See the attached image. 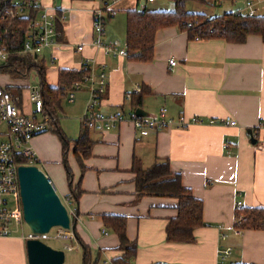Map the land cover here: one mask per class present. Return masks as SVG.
Returning a JSON list of instances; mask_svg holds the SVG:
<instances>
[{
	"label": "crops",
	"instance_id": "0c3cea01",
	"mask_svg": "<svg viewBox=\"0 0 264 264\" xmlns=\"http://www.w3.org/2000/svg\"><path fill=\"white\" fill-rule=\"evenodd\" d=\"M37 1L43 8L59 12L62 26L57 44L44 48L38 56L45 66L47 84L56 86L61 69L94 66L98 72L103 68L106 83L96 107L99 113L108 117L129 116L140 108L145 117L158 118L163 108L166 117L173 120L196 117L201 122L141 132L127 120L109 130H89L90 156L83 158L81 170L73 153V140L79 137L83 127L88 89L78 91L72 102L64 99L75 105L70 109L79 120L77 137H68L65 122L60 123L61 104L55 124L70 141L66 160L72 172L71 182L82 191L74 204L78 217L72 232L91 248L92 258H98V264H111L120 254L115 250L117 236L105 230L101 221L102 215L112 214L127 219L126 236L136 244L132 264H264V231L234 228L238 202L245 208L264 207V43L261 38L250 35L241 44L218 39L190 40L177 26H167L155 34L152 59L141 62L106 54L94 44L97 35L92 28V13L102 9L100 0ZM244 1H188L185 8L212 18L223 11H241ZM143 4L140 0H117L113 5L116 14L107 28L118 11L140 9ZM150 4L147 7L155 9ZM199 5L219 9L208 13L201 11L204 6ZM171 8L165 3L160 10L171 11ZM257 9L258 14L264 10L261 0ZM107 28L101 34L102 43L126 50L125 37L118 43L107 35ZM78 46L82 47L80 52ZM170 60L176 64L170 65ZM35 75L30 74L27 79L9 76L14 86L0 83L14 91L21 87L22 111L24 100L28 102L30 86L25 80L30 78L34 82ZM142 88L145 94L140 106L135 108L125 95H137L139 92L134 91ZM223 118L234 120L236 125L221 124ZM31 147L34 159L40 163L42 160L44 174L66 200L70 189L58 136L50 131L39 134L31 141ZM158 160L167 161L170 172L179 174L182 185L202 201L204 224L194 230L192 243L168 242L165 238L167 223L177 216V199L137 196L134 162L147 169ZM27 231L23 230V234ZM73 240L72 251L78 247ZM25 243L24 236L17 233L0 237V264H28ZM226 249L229 254L220 255ZM81 258L78 257L77 264H81Z\"/></svg>",
	"mask_w": 264,
	"mask_h": 264
},
{
	"label": "trees",
	"instance_id": "16d2710c",
	"mask_svg": "<svg viewBox=\"0 0 264 264\" xmlns=\"http://www.w3.org/2000/svg\"><path fill=\"white\" fill-rule=\"evenodd\" d=\"M35 1L37 0H21L17 5L14 0H0V47L6 48L9 53L8 59L0 64V74L9 75L14 79H27L31 73H35L43 95V114L57 117L61 104L73 83L82 81L86 71L84 68L80 70L61 69L58 71L57 84L53 87L45 80L43 61L32 53H22L25 43L30 41L34 44L37 37L42 6L38 1L35 4ZM100 1L103 28L105 29L113 16L107 9L110 1ZM169 1L173 3L171 11L148 8L146 1L140 9L125 11L126 57L141 62L150 61L153 56L155 34L159 29L167 26H177L178 30L187 33L190 40L218 39L228 43L241 44L248 36L253 35L260 37L264 43V15L248 16L228 12L218 17L208 18L199 13L188 12L185 8L188 1L197 3L203 2V0ZM8 11L13 12V15H7ZM58 13L54 11L55 28L61 36L62 26ZM94 19L93 12L92 24ZM5 89L13 97L17 95L20 99L21 87L15 91L12 90V87ZM103 93L100 95V99ZM144 94L145 90L142 88L139 94L132 96L131 105L135 108L139 107ZM18 106H20V102ZM48 131L55 133L61 142L62 161L70 189L67 200L75 204L82 191L78 184L73 186L71 182L72 172L66 160L70 141L60 132L56 124L49 126ZM91 145L89 130L82 127L79 137L73 140V153L81 170H83V158L90 156ZM22 161L24 164H28L29 160ZM132 170L135 173L134 182L138 197H170L178 201L177 216L171 219L165 227L166 240L175 243H192L194 230L204 224L202 201L194 198L191 191L182 185L179 174L170 172L167 161L158 160L147 169H142L140 163L136 161ZM101 221L104 229L115 234L118 238V246L115 250L120 254L111 260V264H132L136 256V244L129 241L126 236V217L112 214L102 215ZM234 228L264 231V207H236ZM74 237L82 251L81 264H98V258H92L91 248L82 243L76 233Z\"/></svg>",
	"mask_w": 264,
	"mask_h": 264
},
{
	"label": "built area",
	"instance_id": "2783aa9c",
	"mask_svg": "<svg viewBox=\"0 0 264 264\" xmlns=\"http://www.w3.org/2000/svg\"><path fill=\"white\" fill-rule=\"evenodd\" d=\"M107 9L110 15L116 14L113 5L117 0H108ZM147 3H153L156 0H145ZM264 4V0H261ZM37 4V1H35ZM259 0H245L241 11L235 13L254 16L258 14L257 6ZM13 12L8 11L7 15L12 16ZM95 19L93 20V31L97 35L94 44L101 48L104 53L127 56L126 50H118L110 45L103 44L100 37L103 34L102 10L94 11ZM55 14L47 8L42 7L40 15L39 29H37V37L34 44L30 41L26 42L22 53H32L39 56L44 48L57 44L59 32L55 28ZM59 17V21H60ZM82 47L78 46L77 51H81ZM9 57V53L4 47H0V64L5 62ZM170 65L174 66L176 62L170 60ZM86 74L82 81L73 83L71 90L67 93L66 99L72 102L75 94L81 91L83 87L88 89V100L85 107V113L82 117V125L88 130L105 131L114 128L121 123L130 121L133 126L144 132L146 130H159L169 127H184L189 124L201 123L198 118L191 117L185 119L179 117L177 120L166 117V110L160 109L158 118L139 117L134 111L129 116L115 115L112 117L105 116L96 110L99 105L100 95L105 90L106 75L104 69L98 72L94 66L84 67ZM34 85H30L28 89V102L31 105L29 114L24 113L18 103L19 97H13L2 85H0V237H9L13 234L24 236L26 240L38 239L41 241L51 239L49 233L46 235H35L30 230L23 234V212L20 199V188L18 179V168L26 165L22 160L34 159V150L31 147V141L34 137L49 130V126L56 123V117L44 115V101L41 87L38 83L37 76H33ZM137 89L134 92H140ZM132 93H126L125 99L131 101ZM220 123L225 126H235L236 122L230 118H223ZM3 125L4 128H1ZM15 197L17 200V209L11 210L9 207V198ZM236 207H241V203H237ZM69 217L71 212L68 211ZM71 219V218H70ZM239 233V231H236ZM67 231L58 230L53 238L66 239ZM69 239V238H67ZM66 249L71 250L72 247L67 245ZM229 249L222 250L220 255L227 256ZM106 264V263H105Z\"/></svg>",
	"mask_w": 264,
	"mask_h": 264
},
{
	"label": "water",
	"instance_id": "95a60500",
	"mask_svg": "<svg viewBox=\"0 0 264 264\" xmlns=\"http://www.w3.org/2000/svg\"><path fill=\"white\" fill-rule=\"evenodd\" d=\"M135 113L139 117L146 116L140 108ZM18 179L23 219L33 234L46 235L53 228L74 231L78 212L75 211L74 220H70L68 210L44 172L33 165H22L18 168ZM25 244L28 264H64L63 250L38 239L26 240Z\"/></svg>",
	"mask_w": 264,
	"mask_h": 264
},
{
	"label": "rangeland",
	"instance_id": "374dc122",
	"mask_svg": "<svg viewBox=\"0 0 264 264\" xmlns=\"http://www.w3.org/2000/svg\"><path fill=\"white\" fill-rule=\"evenodd\" d=\"M21 0H14V3L19 5ZM145 2V0H140V3L143 4ZM168 3L171 5V7L173 8V3L172 1L169 0H156V2L152 5L150 4L149 7L155 8L156 10H160L161 8L164 7V4ZM163 5V6H162ZM188 6H194V5H187ZM199 6H204L201 7L202 10L201 11H207L208 13H215V10L218 11L219 8L217 7H210L208 5H199ZM171 8V9H172ZM225 12L227 11H223L220 12V14L214 15L213 16H220L223 15ZM218 13V12H216ZM260 15H264V10L260 11L259 13ZM212 15V14H211ZM108 25V24H107ZM107 25L105 26V28H107ZM113 33V34H112ZM107 35L110 37H112L116 42L121 43L124 40L125 37V12L124 11H118L117 15L112 19V23L108 26L107 28ZM48 67V65H47ZM34 75V73H31V76ZM3 75L0 76V83L4 86V84L6 85H10V86H14L13 84V80L9 77H3ZM26 83L28 82L29 85H34V82L30 81V78L28 80H25ZM0 84V85H1ZM85 90L84 87L82 88L81 91ZM80 91V92H81ZM72 106H75L74 104H70L69 102H67V100H64L62 103V109H63V113H59V117H60V123L62 124L64 123L65 128L67 129V136L71 137V138H75L78 135V130H79V120L78 118H76L74 112L72 111ZM23 111L26 114H29L30 109H31V105L27 102V100H24L23 102ZM67 110V112H66ZM65 115V116H64ZM1 128H4L3 125H1ZM56 135V134H55ZM57 136V135H56ZM35 159H30L28 161V164L26 165H33L36 166L37 168H39L42 172H43V166H42V160L41 163L39 161H34ZM57 193V192H56ZM58 194V193H57ZM62 201V203L65 205L66 209L68 211L71 212L70 218H73L75 216V211L76 208H74V203H71V201L69 200H64L65 197H62L60 195H58ZM9 207L11 210H16L17 209V200L15 197H10L9 199ZM20 199H19V203H20ZM74 208V209H73ZM23 230L27 231L28 226L26 225V223H24L23 225ZM58 230H62L60 228H53L50 232L49 235L51 237V239H49V241H46V243H48L51 247L56 248V249H60L63 250L65 253V257H66V264H77V260L78 257H81V248L77 247V250H67L65 249V247L67 245L69 246H75V242H74V235L73 232L71 230H63V231H67V236L66 239H58L56 240L55 238H53L55 236V234L58 232ZM69 238V239H67ZM72 246V247H73ZM74 248V247H73Z\"/></svg>",
	"mask_w": 264,
	"mask_h": 264
}]
</instances>
